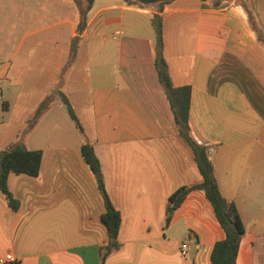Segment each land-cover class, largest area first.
<instances>
[{"label": "crops", "instance_id": "1", "mask_svg": "<svg viewBox=\"0 0 264 264\" xmlns=\"http://www.w3.org/2000/svg\"><path fill=\"white\" fill-rule=\"evenodd\" d=\"M46 1L0 0V151L19 140L43 151L38 177H8L17 212L0 190V259L101 264L105 203L83 158L89 142L121 216V246L106 264H212L224 230L203 191L193 190L166 223L170 196L202 176L154 68L157 7L94 0L78 34L76 4ZM240 1L264 32V0H173L162 12L163 53L174 86H191V134L208 147L219 191L235 203L245 227L236 262L264 264V47ZM49 12L53 23L33 32L56 26L53 44L13 49L17 25ZM117 31L123 34L115 39ZM183 242L190 246L186 257Z\"/></svg>", "mask_w": 264, "mask_h": 264}, {"label": "trees", "instance_id": "2", "mask_svg": "<svg viewBox=\"0 0 264 264\" xmlns=\"http://www.w3.org/2000/svg\"><path fill=\"white\" fill-rule=\"evenodd\" d=\"M76 4L79 10V22L77 24V33L81 34L86 28V15L92 8L94 0H70ZM128 4L147 7L155 5L157 7V15L152 18V24L156 33L155 50H154V68L157 72L160 84L173 110L176 128L181 138L191 147L194 152L199 172L202 176V182L199 184H191L183 186L170 196V205L167 207L166 223L169 224L174 211L181 207L187 196L193 191H203L208 201L213 206L215 216L224 230V238L214 244L210 260L212 264H237V256L240 241L245 233V227L238 215L235 203L228 202L220 193L215 168L210 160L208 147L199 145L191 134L188 124V115L190 113L191 86H174L169 70L168 63L164 57L163 51V24L162 12L165 5L173 0H124ZM210 1L214 5H218L223 0H202ZM240 5L246 11L249 18V25L256 33L259 42L264 47V32L257 23V19L249 9V7L240 1ZM77 39L71 46V54L77 50ZM62 101L66 106V111L70 118L75 122L81 134L84 129L79 118L74 112L69 100L63 95ZM50 99L42 102L37 109L34 121L38 119L44 109L48 108ZM83 158L95 175L96 183L99 191L104 199L105 212L101 219L106 225L108 244L99 251L101 264H106L108 255L120 248L118 242V232L121 228V216L119 211L114 208L108 193L105 189V178L102 172L101 163L95 153L91 143L86 142L82 146ZM42 150L28 149L25 144L19 140L7 149L0 151V190L7 199V206L12 212L19 210V201L14 198L8 187V177L14 173L17 175L27 174L31 177H38L41 170Z\"/></svg>", "mask_w": 264, "mask_h": 264}, {"label": "rangeland", "instance_id": "3", "mask_svg": "<svg viewBox=\"0 0 264 264\" xmlns=\"http://www.w3.org/2000/svg\"><path fill=\"white\" fill-rule=\"evenodd\" d=\"M49 1L51 2L53 0H47L46 2H49ZM54 1H56V0H54ZM53 15H54V12L52 14H51V12H49V14H47L45 17H42L41 19H37L36 21H33V22H29L25 26H24V24L17 25L19 28H18V30L14 31V35L12 38V48L13 49L18 48L19 45H21V51H23L25 48L28 47V45H30L32 43L40 44V45H42V47L49 48V46L53 44V39L55 38V31H56L57 27L56 26H54V27L50 26L49 28L42 30L40 33H36L33 31L35 29L37 30L39 28H43L47 25L52 24L53 21L55 20ZM13 27H14V25H13ZM7 31L8 30L6 29V34H7ZM25 33H29L32 35L27 37L23 42V40H21V38L23 37V35ZM1 36L2 35H0V41H2ZM65 36H67V35L65 34ZM33 77L34 76L31 73H28L27 78H29V80L32 79Z\"/></svg>", "mask_w": 264, "mask_h": 264}, {"label": "built area", "instance_id": "4", "mask_svg": "<svg viewBox=\"0 0 264 264\" xmlns=\"http://www.w3.org/2000/svg\"><path fill=\"white\" fill-rule=\"evenodd\" d=\"M123 34L122 31H117L114 38L115 39H118L119 36H121ZM181 255L183 257H186L188 254H189V249H190V246H189V243L188 242H183L181 244ZM0 262L2 264H13L15 262V258L11 255V254H7L6 256L2 257L0 259Z\"/></svg>", "mask_w": 264, "mask_h": 264}]
</instances>
